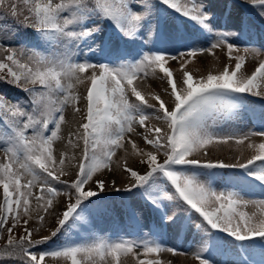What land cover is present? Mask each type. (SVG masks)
Instances as JSON below:
<instances>
[{
	"label": "snow or ice",
	"instance_id": "snow-or-ice-1",
	"mask_svg": "<svg viewBox=\"0 0 264 264\" xmlns=\"http://www.w3.org/2000/svg\"><path fill=\"white\" fill-rule=\"evenodd\" d=\"M242 2L264 21V0ZM171 16L178 17L180 24H170ZM223 16L225 24L235 20V30L214 24L205 0H0V51L6 53L0 58V81L25 94L24 99L12 100L0 93V151L5 157L0 163V233H8L0 261L45 264L46 257H52L70 264H97V257L101 262L111 257L120 264L122 255L133 254L137 264H162L148 257L164 251L184 255L166 246L156 233L134 239L90 235L74 240L68 235L85 220L82 213L93 203L91 198H100L105 189L103 180H94L95 174L112 170L116 150L124 148L125 136L138 125L144 131L136 134L152 150L128 141L146 171L141 174L125 160L131 182L123 190H139L157 213L162 229L194 230L199 236V250L194 253L198 264H222L214 257L226 249H235L239 256L233 264H264V217L257 219L240 210L250 203L264 207V199L244 198L245 188L264 192V142L251 139L264 138V61L251 74L242 72L246 57L232 53L239 51V41L245 44V53L259 54L251 42L254 25L250 18L235 17L231 5ZM105 21L114 35H101ZM185 21L208 44L206 49L180 50L191 35L184 30ZM19 29H31V39L18 40L16 47L6 44L20 36ZM169 44L175 52L165 46ZM130 45L139 46L135 54L128 51ZM223 45L228 59L235 61L231 70L225 66L222 72L198 80L183 70L187 58L205 51L211 54ZM98 54L102 60L94 59ZM169 60L181 61V79H175L166 66ZM157 68L160 79L167 81L164 91L171 98L169 104L155 93L148 95L158 103H150L134 84L148 70L155 75ZM85 80L90 86L81 96L73 89ZM250 97L260 98L259 130L236 123ZM81 99L86 101L82 122L75 133L69 132L68 144L73 145V137L77 142L73 146L82 140V155L75 179L69 183L61 179L69 174L65 154L57 156L54 143L61 138L65 108L72 106L81 113L76 107ZM151 118L166 127L148 126ZM230 140L248 141L250 158L232 163L192 158L198 152L207 155L213 143ZM161 153L166 157L163 162L158 159ZM218 170H232L225 186L218 189L211 179L200 181L201 174L213 177ZM26 176L30 178L22 183ZM90 182L94 188L85 187ZM60 195H67L69 203L57 213L54 202ZM73 196L75 202H71ZM33 199L44 213L36 219L43 223L46 214L56 219V227L39 239L26 227L33 219L31 213L37 211L31 207ZM184 204L189 207L183 208ZM132 216L138 219L134 210ZM21 224L24 235L17 239L14 229ZM61 233L66 237L62 244L43 247Z\"/></svg>",
	"mask_w": 264,
	"mask_h": 264
},
{
	"label": "rangeland",
	"instance_id": "rangeland-1",
	"mask_svg": "<svg viewBox=\"0 0 264 264\" xmlns=\"http://www.w3.org/2000/svg\"><path fill=\"white\" fill-rule=\"evenodd\" d=\"M228 0H205L208 6V11L213 14V23L218 24L221 27H228L229 29L235 30V20L225 24L224 18L221 16L222 8L225 2ZM8 0H5L7 3ZM97 23H100L97 21ZM104 23V22H103ZM171 24V22L169 21ZM247 38V37H245ZM251 38L255 40H260L264 43V31L261 32L257 28L254 27ZM17 37L11 41H5V43H10L12 47L17 46ZM192 41L196 44V48H207L208 44L205 43L204 39L200 36L194 37L190 36V39L187 41L192 43ZM237 45L239 51L234 50L232 55L233 56H245L246 63L242 69L244 74H251L254 70L255 66H258L260 61H264V51L260 50L258 55H255L253 51H249L245 53L243 43L237 41ZM169 48L171 52H175L174 45H165ZM138 45H130L128 46V51L132 54L138 50ZM187 46L182 44L180 46L181 51L185 50ZM3 51H0V58L5 55ZM98 58H102L99 54L94 57V59L99 60ZM131 57H129L130 59ZM187 58V57H186ZM103 59V58H102ZM189 62L185 64L184 69L190 72L194 79L198 80L201 77H206L208 74H218L222 72L225 66H229L230 70L234 68L235 61L228 59L227 47L223 45L216 49L212 50V53L205 51L203 53H198L193 58H187ZM181 61H171L169 60L167 67H170L173 71L174 78L179 80L182 77V70L180 68ZM162 74L159 72V69H156L155 75L152 74L151 70H148V74L146 76H142L134 81L135 86L138 87L139 90L142 91L143 94L146 95V98L149 100L150 103H158L151 99L149 93H155L161 96L166 104H169L171 101L170 96L165 93L164 89L168 88L166 79H160ZM90 86V81L85 80L83 84L76 85L73 91L78 92L81 96L86 95V90ZM9 89L6 83L0 81V93H5L9 98L12 100H17L15 95L6 93ZM24 99V98H22ZM134 99V98H132ZM79 107L82 112L75 113L72 106H67L65 108V117L66 121L62 124L61 132H60V139L54 143V149L57 156L59 154H65V169L68 171V175L62 176V180H67L71 183L72 180L75 179L76 171L78 170V164L81 159L82 155V147L83 142L82 140L79 141V146L75 145L76 139L73 137V145L68 144L69 139V132L75 133L79 127V124L82 122V114L83 110L86 108V101L81 99L79 104L76 105ZM152 111V110H149ZM148 126H159V127H166L162 122L157 121L155 118H151L149 121L146 122ZM236 123L241 124L242 126H246L248 129H252L253 127L250 123L242 117H239L236 120ZM136 131L134 133H129L125 136L123 141L124 148H120L116 150V154L112 158L111 164V171L105 169L102 172H98L94 176L95 179L103 180L105 182V189L103 192H106L109 195H113L112 197L108 198L106 201L109 203H117V192L115 191L116 188L123 189L127 186L131 181L128 178V173L124 170V163L125 160L129 167H132L134 170L139 171L140 173H144L146 168L139 162V158L134 156L132 153V145L128 143L129 140H132L136 143V145L144 150H152L150 145L145 144L143 139L138 136L136 133L143 132L144 129L140 128L138 125H135ZM82 131V130H81ZM256 143L264 142V138L262 137H252ZM248 141H245L244 144H237L234 140H230L227 144L224 143H213L207 149V155H204L203 152H198L194 154V157L202 161H216V160H223L227 163L235 162L239 159L241 162L246 161V159L250 158L251 150L247 149ZM158 159L162 162L165 159V156L161 153L158 154ZM5 162L4 153L0 151V163ZM207 171V170H203ZM30 177H24L22 183H26ZM201 182H207L211 179L212 183L217 186L219 189L220 187L225 186L227 183H223L221 179H214L212 177H208L206 175L201 174L199 176ZM112 181H115V186H113ZM95 187V185L90 182V185L85 186L87 187ZM63 187V186H60ZM257 189L249 190L247 188L244 189L246 200H261L264 197L260 193H256ZM33 192H39V186L33 189ZM0 195H2V189H0ZM133 200L136 202L135 207L140 213V218L142 222V229L135 230L129 224L127 219V215L123 205L115 204L113 207H108L106 211L103 213L97 214L95 213L93 216V227L89 231L88 236L95 235V236H106V237H124L126 239H134V238H142V237H150L154 231L158 232L157 237L162 239V242L168 247H174L180 252H183L184 255H173L167 251L160 253L159 255H151L150 259H159L162 261V264H198V261L195 259L194 253L199 250L198 242H194L193 237V230H185L177 232L174 228L162 229L160 226L158 215L155 211H149L147 205L140 199V196H135V193L132 195ZM75 202L74 196L72 197V201ZM56 205L55 211L57 213H61L67 203H69V197L67 195H60L56 198L54 202ZM31 207L33 209H37V211H33L31 214L33 219L29 221V224L26 225L27 228L33 230V238L39 239L43 236H48L50 234V230L56 227V219L53 214H46L45 220L41 223L35 217L37 214H44L37 204V201L34 199L31 201ZM183 207V206H182ZM185 208V207H183ZM241 211L247 212L249 215L255 214V218L259 219L264 217V207H261L257 204L250 203L247 207L241 208ZM51 211V210H50ZM182 211V210H181ZM181 215H184L182 211ZM128 222V225L126 224ZM112 223L115 224L112 227ZM23 226V224H21ZM22 232V230H19ZM14 236L17 235L16 232L13 233ZM197 235V234H196ZM198 236V235H197ZM199 237V236H198ZM66 239V237H65ZM142 251V250H136ZM218 255H215L217 258ZM141 258H143L141 256ZM47 261L51 264H70V262L65 261L64 258H52L47 257ZM237 261L236 253L232 250L231 259L228 264H233V262ZM97 264H114L111 260V257H107L105 261H99L97 257ZM120 264H137L136 258L133 254H129L127 256H121Z\"/></svg>",
	"mask_w": 264,
	"mask_h": 264
},
{
	"label": "trees",
	"instance_id": "trees-1",
	"mask_svg": "<svg viewBox=\"0 0 264 264\" xmlns=\"http://www.w3.org/2000/svg\"><path fill=\"white\" fill-rule=\"evenodd\" d=\"M28 33H29V31H28ZM28 33H26V35ZM7 86H12V85L11 84H7ZM14 232L17 233V235L15 236L17 239H19V237H21L22 235H24L23 232H19V230H16V229H14ZM62 235H63L62 233L59 234L57 237L53 238L52 241L49 242V245H45L43 247L47 248L49 246H52V244H56L59 241L57 239H60V241H61L62 238H63ZM7 238H8V233H7L6 230L3 233H0V255L3 254L2 250L4 249V247L6 245ZM0 264H21V262L19 260H2V261H0ZM45 264H51V263H49L47 261V259H45Z\"/></svg>",
	"mask_w": 264,
	"mask_h": 264
}]
</instances>
